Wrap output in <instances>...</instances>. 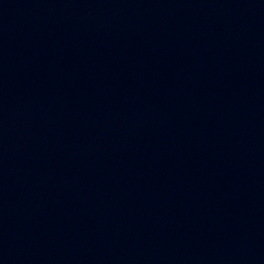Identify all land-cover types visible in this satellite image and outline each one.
Masks as SVG:
<instances>
[{
    "label": "water",
    "instance_id": "obj_1",
    "mask_svg": "<svg viewBox=\"0 0 264 264\" xmlns=\"http://www.w3.org/2000/svg\"><path fill=\"white\" fill-rule=\"evenodd\" d=\"M0 264H264V0H0Z\"/></svg>",
    "mask_w": 264,
    "mask_h": 264
}]
</instances>
